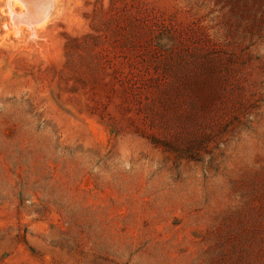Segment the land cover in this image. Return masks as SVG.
<instances>
[{"label":"rangeland","instance_id":"rangeland-1","mask_svg":"<svg viewBox=\"0 0 264 264\" xmlns=\"http://www.w3.org/2000/svg\"><path fill=\"white\" fill-rule=\"evenodd\" d=\"M6 4L0 264H264V0Z\"/></svg>","mask_w":264,"mask_h":264},{"label":"bare ground","instance_id":"bare-ground-1","mask_svg":"<svg viewBox=\"0 0 264 264\" xmlns=\"http://www.w3.org/2000/svg\"><path fill=\"white\" fill-rule=\"evenodd\" d=\"M55 3L56 0H7L6 5L10 18L21 23L18 28L31 36L40 33L52 22Z\"/></svg>","mask_w":264,"mask_h":264}]
</instances>
